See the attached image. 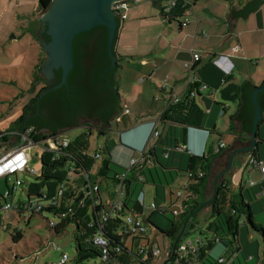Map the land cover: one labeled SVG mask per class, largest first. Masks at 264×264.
I'll return each instance as SVG.
<instances>
[{
	"label": "trees",
	"instance_id": "16d2710c",
	"mask_svg": "<svg viewBox=\"0 0 264 264\" xmlns=\"http://www.w3.org/2000/svg\"><path fill=\"white\" fill-rule=\"evenodd\" d=\"M152 1L162 11V17L168 23L181 26L180 19L184 17L187 10L186 0L181 1L172 14L166 12L164 5L169 0ZM52 2L53 0H40L43 13L51 7ZM246 11L251 10L246 9ZM118 22L121 25V19H118ZM46 30H48V26ZM44 36L47 43L52 41V37L47 32ZM108 43L109 30L106 27H97L91 32L79 35L75 40L74 69L69 76L68 84L57 91L52 90L53 87L62 82V69L56 71L54 85L43 80H39L37 84H34V91L37 89L38 84H45V86L24 107L22 116L15 122V130L0 135V148L19 147L26 136L32 142L40 144L50 137H58L65 135L67 132L82 129L81 134L75 139L69 138L71 143L68 147H61L58 151L44 153L41 176L34 175L36 176L35 181H30L27 178L24 186L29 200H46L58 197L60 202L58 208L49 207L45 209L46 213L52 214L54 217H59L68 208L74 207L75 213L72 217L61 221L56 228L51 229L59 236L67 230L68 226L72 224L75 226L78 244L75 264H90L95 256L102 258V249L94 245L90 239L99 231V228L94 225L97 217H101V212L107 208L103 194L108 193L109 201H112L116 196V192H110V184H115L118 189L121 184L119 177L127 174L125 212L144 215L147 214V211L138 200L144 190L135 195V188L138 185L145 186L151 183L156 188L157 196H161V199H163L162 202L155 199L156 204L158 206L164 205L167 203V188L171 185L168 176L170 175L171 181L174 182L173 174L175 172L185 173L191 181L189 192L193 195L185 202V212L183 214L177 217L174 216L172 213L173 206L164 211L152 210L146 218V224L150 229L146 235L125 232V222L122 219L110 221L102 232L110 241L112 257L122 264H145L143 263L145 254L142 255L141 247L146 242L151 241V233L159 242L163 240V244L170 246L172 251L170 259H176L178 255H173L175 242L182 232L184 222L192 214L195 215L194 217L198 216L197 224L199 223V216L204 209L200 213L196 214V212L207 202L206 192L210 185V179L217 160L224 155L225 150L223 148L217 152V149L214 148L208 155L198 156L190 151H180L178 149L180 145H187V132H183L182 138L179 139L180 134L178 131L169 125L177 124L191 127L188 119L194 99L188 96L186 100L169 106L164 112L159 123L168 126L169 130L163 134L158 129L160 132L159 137L150 140L149 152L146 155L148 164L145 168L130 169L118 164L114 161L112 150L108 145L104 149L92 151L91 138L95 134L105 135L112 131L120 134L124 131L122 126L126 131H129V126L135 124L134 120L132 122L125 119L130 114H126L121 105L122 90L119 83L121 76L119 69L123 66V62L119 59L117 67L111 70L112 61L109 56ZM45 62L46 58L39 65L36 76H38L39 70L45 65ZM117 72L118 76H116ZM256 88L255 83L250 80L245 82L239 89L238 95L242 98L241 109L236 116L232 117V121L239 119L245 122L246 132L249 135L247 141L250 145L252 144L251 135L256 113L253 102V94ZM259 101L264 116V92L259 95ZM83 119L86 122L81 124ZM92 121L96 124H92ZM231 126L230 130L234 131L233 122ZM263 126L264 119L261 122L258 135L260 140L258 149L248 155L252 156L257 162L264 161L260 147L261 143L264 142L262 140ZM45 146L49 148V144ZM134 153H138V151L134 149ZM98 154L101 155V159L96 157ZM253 168L260 172L254 165ZM71 172L74 175L72 180L68 178ZM190 173H193L194 177L189 178ZM202 173L204 174L203 177H201ZM104 183H106V186H104ZM89 184L99 186L97 192L101 196L99 206L95 207L92 200H86L85 206L76 203ZM230 185L231 182L227 177L219 181L218 197L211 207L212 216L206 228V235L202 233L206 240L204 245L200 247L196 257L198 264H207L209 253L218 244L226 246L227 251L230 252L226 240L227 238L229 240L230 237H234L236 240L239 236L242 217L248 220L253 229L259 228L255 222L256 216L253 207L246 200L243 186L240 185V194H235ZM258 186H260L259 190L262 193L263 187ZM258 186H251V188L254 189ZM61 187H65V196L59 198L58 191ZM253 195L257 196V193L254 192ZM158 214L166 219L173 216V219L170 220L171 226L169 229H165L155 221ZM34 217L35 214L30 216L29 223ZM18 220L20 221V219ZM259 229L264 233L263 226ZM13 239L15 242L22 239L20 232L17 231V235L13 236ZM129 240L131 241L130 245H128ZM230 244L233 247L232 251L237 250L231 242ZM179 247L177 246L176 251ZM167 263L170 264L169 261ZM180 264H187V262L182 261Z\"/></svg>",
	"mask_w": 264,
	"mask_h": 264
},
{
	"label": "crops",
	"instance_id": "0c3cea01",
	"mask_svg": "<svg viewBox=\"0 0 264 264\" xmlns=\"http://www.w3.org/2000/svg\"><path fill=\"white\" fill-rule=\"evenodd\" d=\"M193 1L191 22L187 27L168 23L162 17V11L153 2L154 8L159 9L161 14L156 9H152L150 4L142 3L131 7L127 19L122 22L115 50L118 60L123 62L120 70L127 73V77L131 79L128 81L134 84L133 87L139 93L134 95L129 92L131 104L138 109V116H135L136 119L133 118L134 110L129 106L131 113L125 117L127 121H135L133 126H129L131 132L124 137L130 151H114L113 154L114 161L122 166L129 167L134 149L138 151L146 146L153 129V122H158V129L163 134L169 130L168 126H163L159 122L175 95L180 96L183 101L188 98L191 88L187 82L189 72L186 64L193 62L194 53H199L202 60L195 66L193 74L198 75L200 84H206L209 88L201 91L193 101L188 119L191 127L177 124L169 126L178 131L179 139L186 131L190 152L202 156L208 155L214 148L216 150L215 137L216 135L222 137L219 122L222 119L228 121L234 144L225 150L227 146L224 142L225 153L216 163L221 159L229 158L235 149L250 145L247 141L249 135L246 132H240L235 127L232 131L230 128L232 122L234 126L232 117L241 109L242 98L238 95L239 89L250 80L257 87L264 84V2L243 20L238 19L230 33V24L227 20L229 11L231 9L241 11L251 0H225L222 4L216 0ZM42 15L43 13L40 16ZM151 19L157 20L156 23L163 28V33L158 35L159 40L157 39L151 50L144 51L143 45L139 43L141 37L130 34ZM204 31L208 33V38L201 36ZM238 44L241 50L233 55V48ZM221 55L229 56L235 65L229 77L213 63L214 59ZM142 104L145 107H142ZM132 134L136 137H131ZM220 143L223 141L220 140L217 144ZM247 160H250L248 155L236 159L233 177H229L228 180L231 182L230 188L235 187V194H240V185L243 186L246 200L252 205L256 216L257 212H264V197L259 190L260 186L246 191L243 180L240 181V178L244 177ZM209 190L210 185L207 192ZM254 192L257 196L253 195ZM240 238L238 236L236 241ZM223 250L218 248L215 252L217 255L210 252L207 264H216L222 256H225ZM241 250L242 247L239 246L233 254L236 255ZM228 262V264H236L231 263V260Z\"/></svg>",
	"mask_w": 264,
	"mask_h": 264
},
{
	"label": "rangeland",
	"instance_id": "374dc122",
	"mask_svg": "<svg viewBox=\"0 0 264 264\" xmlns=\"http://www.w3.org/2000/svg\"><path fill=\"white\" fill-rule=\"evenodd\" d=\"M216 1L222 4L225 0ZM144 3L150 4L152 9H156L161 14L159 9L154 8L152 2L146 1ZM2 5L4 6L2 7ZM42 13L40 0H0V135L15 130V122L22 116L24 107L45 86V84H38L37 89L34 91V84H37L39 80L48 81V78L42 71L43 66L39 70L38 76H36V72L44 56L34 32L26 30L29 25L26 17H40ZM156 22L157 20L151 19L147 24H143L133 34H130V36L138 35L141 37L139 43L143 45L142 50L144 51L151 50L158 39V35L163 33V28L158 26L159 24ZM175 25L178 26V24ZM120 69L121 105L123 109L126 106L129 109L131 107L134 110L133 118L136 119L135 116H138V109L131 104L129 92L134 95H138L139 93L133 87L134 84L128 81L131 79L127 77V73H124ZM142 107H145V105L142 104ZM81 122V124H84L86 120L84 119ZM91 123L96 124L93 121ZM219 123L222 137L216 135V149L218 150L221 144L218 145L217 143L222 140L223 143L225 142L227 146L225 150H227L234 144V137L229 132L228 121L222 119ZM263 127L262 134H264ZM122 129L125 130L123 126ZM81 132L82 129H76L67 132L65 135L70 139H75ZM131 137L135 138L136 136L132 134ZM262 140H264V137ZM91 145L92 151L104 149L107 145L111 148L112 154H114V151H130L124 139L122 143L120 135L115 131L105 135L95 134L91 138ZM260 147L262 157L264 158V142L261 143ZM29 152L33 156L32 167L36 170L37 175L41 176L44 150L40 146H34ZM228 161L229 158L227 157L226 159H221L216 164L210 179L211 184L210 190L207 192V201L213 198L215 179L217 175L226 169ZM246 163L244 177H241L240 181L243 180L247 191V189H252V182L260 184L263 180V175L253 168L250 160ZM232 174L233 172L229 173L226 177L231 178L233 177ZM173 175L174 182L171 181L170 175L168 176L171 185L166 191L167 208L173 205L175 207L184 206V199L179 198V194L184 192V188L189 182L188 176L183 172H175ZM28 179L35 181L36 176L31 175ZM104 186H106V183H104ZM6 190L7 186L5 182H0V192H5ZM109 190L111 193H115L117 190L116 185L110 184ZM142 190L146 192V199L150 205L154 204L156 200L162 202L163 199H161V196H157L156 188L151 183L145 186L138 185L135 188V195ZM234 190L235 187L232 186V191L234 192ZM17 198L28 201V195L24 188L17 193ZM103 199L107 205L110 200L108 193L103 194ZM211 207L205 208L200 214L199 223L196 228L191 232L187 231L189 233L186 236L187 241H196L202 233L206 235V225L212 216ZM31 215L33 214H27L26 218L20 221L14 218L4 221V225L9 227V229H0V264H53L60 260L63 254H69L71 257L70 264H75L74 260L78 254L75 226L73 224L68 226L67 230L58 236L50 228L48 219L58 221L59 217H54L52 214H35V217L29 223ZM172 219L173 216H169L166 219L159 214L155 217V221L165 229L170 228V220ZM255 222L259 228L264 225V212L256 213ZM259 228L253 229L248 220L242 217L240 223L241 234L239 233L241 238L238 241L234 237H230L229 240L228 238L227 240L225 239L227 245L230 247V252L227 251L226 246L221 244V246H217L211 251L212 254L217 255L215 252H217L218 248H221L224 249V254L228 260H231V263L264 264V233ZM17 231L20 232L22 239L15 242L13 236L17 235ZM150 235L152 240L155 241L154 234L151 233ZM162 241L161 244H163ZM230 242L234 245L235 249L241 246L242 250L234 255ZM130 244L131 241L129 240L128 245ZM165 263H167L166 254L158 260L157 264ZM90 264H101V259L95 256L90 261Z\"/></svg>",
	"mask_w": 264,
	"mask_h": 264
},
{
	"label": "built area",
	"instance_id": "2783aa9c",
	"mask_svg": "<svg viewBox=\"0 0 264 264\" xmlns=\"http://www.w3.org/2000/svg\"><path fill=\"white\" fill-rule=\"evenodd\" d=\"M146 1L150 0H120L113 4V9L118 13L121 18L122 22L127 19V13L129 9L133 6L140 5ZM152 1V0H151ZM184 0H169L165 3L166 12L172 14L174 9L179 6V3ZM193 0H186V7L187 10L183 18L180 19L181 27H187L191 22V3ZM203 38H208V33L206 31L201 33ZM241 50V46L238 44L233 48V55H236ZM202 60V56L199 53H194V60L191 63L186 64V69L189 72L188 77V86L191 88L189 93V97L191 99H195L201 91L207 90L209 87L206 84H200L199 77L194 73L195 66L200 63ZM213 63L219 67L223 73L229 77L232 75L233 70L235 68L234 63L232 62L229 56L221 55L214 59ZM180 96L175 95L173 100L169 103V106L174 104H178L182 102ZM125 113L130 114V109L128 106L124 107ZM153 129L148 140L146 146L138 150V153H134L131 158L129 168H145L148 164L147 160V152H149L148 145L150 140L153 138L159 137V130H158V122H153ZM193 129V128H192ZM71 143V140L66 136H58V137H50L48 140L43 141L40 144H36L32 142L30 138L27 136L24 137L22 144L19 147L10 148V147H2L0 148V182L4 181L7 190L5 192H0V223L2 229L7 230L9 227L4 225V221L9 218L20 219L23 220L27 214H43L46 215L48 213L45 212V209L49 207H56L58 208L60 205L58 197L53 199H46V200H25V199H18L17 193L21 191L22 188L25 186V180L31 175H37L36 170L32 167V160L33 156L30 154V150L34 146H40L43 148L44 153L49 151H58L61 147H68ZM49 144V148L45 146ZM225 147L224 143H221L217 152ZM180 151H190L188 145H180L178 148ZM98 159H101V155H96ZM250 164L255 166L260 173L263 175V180L260 184L252 182L251 186L255 187L261 185L262 188V196L264 197V161L257 162L252 156H250ZM255 169V168H254ZM204 174H201L203 177ZM194 177L193 173L189 174V178ZM68 178L72 180L74 178L73 173H69ZM121 184L116 190V196L112 201L106 205L105 208L101 212V217H97V221L94 223L99 228L98 233L90 239V241L100 247L102 249V258L101 264H122L120 261L112 257L111 254V244L110 241L105 237L102 233L104 231L105 226L114 219H122L125 222V232H131L134 234H147L149 233V227L146 224V218L151 213L152 210L158 209L164 211L169 209L166 207V204L157 205L156 202L150 205L146 199V192L141 193L139 197L140 204L146 209L147 214H140V213H127L125 212V200H126V181H127V174H123L119 177ZM143 180V179H141ZM191 181L184 188V192L179 194V198L184 199V206H174L172 207V213L174 216H179L185 212V202L190 199L193 195L189 192ZM99 191V186H92L89 184L87 188L84 190V197L80 201L82 206L86 205V200H92L95 207L99 206L101 203L100 195L97 194ZM59 198L65 196V187H61L58 191ZM22 213V214H21ZM75 213L74 207L68 208L67 211L62 213L59 216V220H51L49 221L50 228H56L61 221L69 219ZM205 237L200 235L196 241H187L186 237L181 241L178 245L180 246L179 249L173 254L178 255L176 259H170V255L172 251L169 245L161 244L157 239L153 241L146 242L144 246L141 247L142 255L145 254V260L143 263L145 264H157L158 260L166 254V260L169 261L170 264H180L182 261H186L187 264H198L196 262V257L198 256L199 249L205 243ZM220 243V242H218ZM168 246V248H167ZM71 257L69 254H63L61 259L53 264H70ZM228 260L225 256H222L216 264H228ZM168 264V263H165Z\"/></svg>",
	"mask_w": 264,
	"mask_h": 264
},
{
	"label": "water",
	"instance_id": "95a60500",
	"mask_svg": "<svg viewBox=\"0 0 264 264\" xmlns=\"http://www.w3.org/2000/svg\"><path fill=\"white\" fill-rule=\"evenodd\" d=\"M120 0H53L51 7L40 17H26L29 25L26 28L28 31L34 32L38 44L42 50L45 65L42 68L43 73L48 80L53 78L54 69L61 68L63 78L61 84L52 88L57 91L68 84L69 76L74 69V45L76 38L84 33L91 32L97 27H106L109 30L108 51L112 61L111 70H114L118 65V56L116 54V38L118 32L120 34L121 25L118 19L122 18L113 9V4ZM150 2H153L150 0ZM264 0H251L245 5L243 10L234 11L231 9L227 15V20L230 24V33L238 19H244L250 12L254 11ZM246 9L251 10L249 12ZM44 26H48V35L52 37V41L47 43L43 40ZM119 38V35H118ZM118 76V72L116 73ZM264 85V84H263ZM264 92V86H258L253 94V102L255 106V121L253 132L251 135L252 144L248 147L235 149L230 156L228 167L221 172L214 183V196L211 200L204 203L196 212L200 213L203 209L212 206L218 197L219 181L233 172L238 157L244 158L258 149L259 133L261 122L264 119L262 107L259 101V95ZM84 120V119H83ZM240 132H246L245 122L243 120H234V126ZM48 133V131L46 130ZM131 131H123L120 140L123 143L124 137ZM247 133V132H246ZM82 193L76 203H80L83 199ZM192 214L185 222L180 236L174 245V253L177 246L189 234L187 231H193L198 222V216Z\"/></svg>",
	"mask_w": 264,
	"mask_h": 264
},
{
	"label": "flooded vegetation",
	"instance_id": "af4514ba",
	"mask_svg": "<svg viewBox=\"0 0 264 264\" xmlns=\"http://www.w3.org/2000/svg\"><path fill=\"white\" fill-rule=\"evenodd\" d=\"M48 31H49V29L46 30V27L44 26L43 33H42V35H43V40H46L44 35H45L46 32L48 33ZM59 70H61V68H55V69H54L53 78L50 79V80H48V82H49L51 85H54V84H55V82H56V71H59ZM48 79H49V78H48Z\"/></svg>",
	"mask_w": 264,
	"mask_h": 264
}]
</instances>
